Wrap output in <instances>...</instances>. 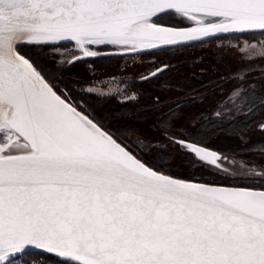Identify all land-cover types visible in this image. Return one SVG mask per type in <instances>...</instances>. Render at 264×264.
I'll use <instances>...</instances> for the list:
<instances>
[{
	"label": "snow or ice",
	"instance_id": "snow-or-ice-1",
	"mask_svg": "<svg viewBox=\"0 0 264 264\" xmlns=\"http://www.w3.org/2000/svg\"><path fill=\"white\" fill-rule=\"evenodd\" d=\"M220 34L264 38V0H0V264L30 248L62 264H264V185L150 166L32 54H149ZM185 147L218 167L203 141Z\"/></svg>",
	"mask_w": 264,
	"mask_h": 264
},
{
	"label": "trees",
	"instance_id": "trees-1",
	"mask_svg": "<svg viewBox=\"0 0 264 264\" xmlns=\"http://www.w3.org/2000/svg\"><path fill=\"white\" fill-rule=\"evenodd\" d=\"M202 44L203 41L154 52L163 54L158 56V61L170 65L160 76L134 81L133 87L139 95L135 100L119 103L114 99L91 98L90 101L97 113L106 119V124L117 131L119 139L129 144L134 142L143 151L140 156L147 164L162 166L166 173L181 178L224 183L215 177L203 176L205 169L194 166L201 165L199 163H190L192 157L187 150L176 146L154 151L157 147L153 145L157 141L186 138L203 141L204 145L220 152H240L249 146L254 150V145L264 144V128L257 127L260 120L252 116L264 114V76L259 74L258 66L254 62H233ZM48 53V48L32 49V54L49 74L54 75L57 83L74 90L84 83L87 75L82 68L76 64L58 67L47 57ZM244 76L251 84L246 96L249 105L247 103L239 114L210 116V105L217 95L222 90L234 89ZM260 148L262 146L257 152ZM242 154L244 156V152ZM259 154L263 153L249 151L247 157L254 156L253 160L264 164L263 155L256 156ZM43 254L46 259L42 264H62L63 259Z\"/></svg>",
	"mask_w": 264,
	"mask_h": 264
},
{
	"label": "rangeland",
	"instance_id": "rangeland-1",
	"mask_svg": "<svg viewBox=\"0 0 264 264\" xmlns=\"http://www.w3.org/2000/svg\"><path fill=\"white\" fill-rule=\"evenodd\" d=\"M261 40H264V38L249 37L247 35L224 34L215 38H209L208 40L203 41L202 45L211 48L214 51L222 53L223 55L227 56L229 60L236 63L242 64L254 62L258 66L257 68L259 69V74L264 75V44L261 43ZM73 49L75 51H78L75 49L74 45H71L70 47H66L65 45H63L59 48V50L48 48L49 53L47 54V57L49 59H52V61H54V63L58 67L67 68L71 66L70 59L73 53L70 52ZM181 51L182 50L178 51V53H181ZM162 55L163 54L160 53H149L139 55L134 53H128V55L124 54V56L118 57L116 65H113L114 67L111 66L112 69L104 70L101 68L98 71L93 70L92 65L87 62H77L76 66L82 68L83 72H85L87 76L84 85L75 86V90L82 91L84 89H87V91H92L96 94L98 93L99 95L113 94L119 96L121 99L124 100L136 97L137 93L134 91V89L130 88L131 80H137L138 77L142 76L144 73H147L151 68L155 67L158 63V56ZM51 77L54 78V75H51ZM129 78L132 79L129 80ZM247 78L245 76L240 77V83L234 89H232L231 92L230 90H222L220 92V95H217L215 101L210 105V110L213 114H210V116H231L235 113L239 114L243 111L242 109L247 103V97H245L243 94V91L246 86L245 80ZM57 84L61 85L59 83ZM80 106H83L82 108H84V105ZM87 111L90 112L89 109ZM252 116L255 118L257 117L258 120H260V118H263V120L257 123V127L263 129L261 125L264 124V114ZM176 144L178 143L169 140L157 141L153 143V145L157 147L154 148V151L157 149L170 150L172 149V147L175 148L177 146ZM260 146H262V148H260V150L257 152V148ZM263 146L264 144H256L253 147L254 150H252L251 148L249 149V146L248 149H243V151L240 152L218 151L220 152L218 167L202 165L194 166H197L200 170H202V167L205 169L202 171V174H204L203 176L209 178L215 177V180H220L224 182L216 184L238 186L247 185L246 187H254L255 185L262 186L264 185V175L261 174H264V164L253 160L254 156L247 157V154L249 151H253L255 153H263L256 156L263 155L262 157H264ZM181 147L182 149H186L185 145ZM140 152L143 151L140 150ZM242 152H244V156ZM195 181L210 183L201 180ZM43 253L47 252L42 250L27 251L25 254L17 256L19 257L18 264H42L46 259V256ZM54 256L58 257L59 259H63L57 255Z\"/></svg>",
	"mask_w": 264,
	"mask_h": 264
},
{
	"label": "flooded vegetation",
	"instance_id": "flooded-vegetation-1",
	"mask_svg": "<svg viewBox=\"0 0 264 264\" xmlns=\"http://www.w3.org/2000/svg\"><path fill=\"white\" fill-rule=\"evenodd\" d=\"M206 40H208V39H206ZM203 41H205V40H203ZM198 42H202V41H198ZM193 43H195V42H193ZM188 44H190V43H188ZM72 44H66L65 46L66 47H70ZM185 45V44H184ZM179 46H181V45H179ZM173 47H177V46H173ZM167 48H170V47H167ZM105 53H112L114 50L113 49H111V48H106V49H104L103 50ZM159 51V50H158ZM156 52V51H155ZM70 53H73V55H71V59H70V65H72V64H76L77 62H87V63H89L90 65H92V67H93V70H95V71H98L99 69H104V70H106V69H112V67L111 66H113V65H116V63H117V58L118 57H121V56H124V54L123 55H119V54H116V55H113V54H109V55H104V56H101V57H88V58H84V59H74L75 57H78V56H80V53H79V51H75L74 49L73 50H71V52ZM152 53H154V52H152ZM125 55H128V54H125ZM130 56V55H129ZM108 62V63H107ZM101 64V65H100ZM104 65V66H103ZM169 65L170 64H168V63H163V62H161V61H158V63L156 64V66L155 67H153V68H151L147 73H144L142 76H140V77H138L137 78V80H134V79H132V78H129V80L130 79H132L131 80V82H130V85H131V89H134V87H133V82L134 81H145V80H148V79H151V78H154V77H157V76H160L161 74H163V72L165 71V70H167V68L169 67ZM114 67V66H113ZM160 67H164L163 68V70H161V71H159L157 74H155V75H153V76H150V77H148V75L149 74H151L152 72H154L155 70H157V69H159ZM261 76H264V75H261ZM57 83V82H56ZM84 83H85V81H84ZM84 83L82 84V85H84ZM245 83H246V86H245V89H244V91H243V94H244V96L246 97L247 96V93H248V89H249V85H251L250 83H248V82H246L245 81ZM81 85V86H82ZM61 88H65V85H59ZM66 91H67V94L73 99V101H75V102H77L79 105H84V109L86 108L87 110L89 109V111H90V113H92L93 115H95V116H97L99 119H101V121H102V123H104V125L108 128V130L114 135V137H117V136H119L118 135V133H117V131H115V130H113V128H111L110 126H108L107 124H106V119H104L101 115H99L98 113H97V111H96V109H95V107L92 105V103H91V98H95V99H99V100H106V99H114V100H116V101H118L119 103H125V102H127V101H130V100H135L136 98H138V92L134 89V91L137 93V96L136 97H132V98H128V99H126V100H124V99H121L119 96H116V95H113V94H111V95H109V94H96V93H94V92H92V91H87V89H84V90H82V91H76V90H74V89H72L71 87H67V89H66ZM232 91V89L230 90V92ZM229 93V92H228ZM263 102H264V100H262ZM247 103H248V105H249V102H248V100H247ZM246 103V104H247ZM81 107H83V106H81ZM85 109V110H86ZM213 115V114H212ZM261 120H263V118L261 119L260 118V121ZM134 137H137V136H134ZM118 138V137H117ZM179 139H184V140H189V141H192V142H195V141H193V140H190V139H186V138H173V141H175V142H177L178 144H176L178 147H181V146H183V144H181L180 142H179ZM120 141H123V140H121V139H119ZM126 145H127V147L129 148V150H131L135 155H137V157L138 158H140V159H142L141 158V154H142V152H140V148H138V147H136V145L135 144H133V143H127V142H125V141H123ZM136 142V141H135ZM137 142H139V141H137ZM205 146H207V145H205ZM182 148V147H181ZM211 149H214V148H212L211 147ZM139 150V151H138ZM184 150H186L185 148H184ZM214 150H217V149H214ZM188 151V150H187ZM144 162H146L144 159H142Z\"/></svg>",
	"mask_w": 264,
	"mask_h": 264
},
{
	"label": "water",
	"instance_id": "water-1",
	"mask_svg": "<svg viewBox=\"0 0 264 264\" xmlns=\"http://www.w3.org/2000/svg\"><path fill=\"white\" fill-rule=\"evenodd\" d=\"M220 35H224V34H220ZM220 35H218V36H220ZM206 39H209V38H205V40H206ZM193 42H198V41H190V42H186L185 44L193 43ZM182 45H184V44H182ZM169 47H173V46H169ZM163 68H164V67H160V68H159V71L163 70ZM159 71H158V69L155 70L154 72H152L151 74H149L148 77L153 76V73H156V74H157ZM181 141H184L185 144H186V143H192V141H189V140L179 139V142H180V143H181ZM185 144H183V145H185ZM212 150H214V149H212ZM214 151H216V152L218 153L219 157H220V152H218L217 150H214ZM179 178H180V177H179ZM181 179H185V178H181ZM193 181H195V180H193ZM195 182H200V181H195ZM200 183H205V182H200ZM215 184H216V183H215ZM217 185L226 186V187H246V186L225 185V184H217ZM250 188H252V189H254V190H261V188H254V187H250ZM31 250H39V249L30 248L28 251H31ZM51 254H53V253H51ZM54 255H56V254H54ZM57 256H58V255H57Z\"/></svg>",
	"mask_w": 264,
	"mask_h": 264
},
{
	"label": "built area",
	"instance_id": "built-area-1",
	"mask_svg": "<svg viewBox=\"0 0 264 264\" xmlns=\"http://www.w3.org/2000/svg\"><path fill=\"white\" fill-rule=\"evenodd\" d=\"M18 263H19V257H16L15 264H18Z\"/></svg>",
	"mask_w": 264,
	"mask_h": 264
}]
</instances>
